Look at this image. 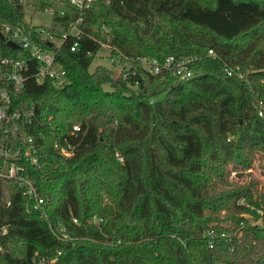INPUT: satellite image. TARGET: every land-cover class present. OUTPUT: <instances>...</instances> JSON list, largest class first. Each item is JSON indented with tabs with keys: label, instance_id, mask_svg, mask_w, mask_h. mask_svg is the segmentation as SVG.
Instances as JSON below:
<instances>
[{
	"label": "trees",
	"instance_id": "1",
	"mask_svg": "<svg viewBox=\"0 0 264 264\" xmlns=\"http://www.w3.org/2000/svg\"><path fill=\"white\" fill-rule=\"evenodd\" d=\"M26 6L62 28L81 17V37L57 49L61 87L0 40L4 55L32 61L13 101L36 105L17 142L39 149L44 198L29 209L18 182L0 178L2 263L264 264V181L246 180L264 160V0H95L83 12L68 0H0V19L35 29ZM102 43L123 63L118 76L91 70ZM143 57L173 61L153 74ZM181 62L191 77L180 78ZM74 123L83 130L72 134Z\"/></svg>",
	"mask_w": 264,
	"mask_h": 264
},
{
	"label": "built area",
	"instance_id": "2",
	"mask_svg": "<svg viewBox=\"0 0 264 264\" xmlns=\"http://www.w3.org/2000/svg\"><path fill=\"white\" fill-rule=\"evenodd\" d=\"M95 0H68V2L76 7L80 12L89 8ZM79 17L69 26L62 28L60 33L48 31L37 26L27 27L25 24L13 23L8 17L0 19V31L5 35L6 40H12L28 51L35 62L34 76L39 82L50 80L56 87H61L67 83L68 79L63 65L57 60V49L62 42L70 36L75 38V42L71 46L72 50L79 47L78 40L81 37ZM40 33L39 37L46 41L54 43L53 47L46 48L36 39V34ZM59 38V42L55 38ZM102 48L109 50V58L112 64L115 62V57L110 55V46L107 43H102ZM213 54V51H210ZM117 60V59H116ZM173 58H168L165 63H161L156 58L143 57L141 62L143 66L151 73L157 74L164 66H169ZM32 61L27 59H17L11 56L4 55L0 45V133L11 137L12 141L0 143V178L6 180H15L18 182V187L23 190V193L29 197L31 204L29 209H41L44 203V198L41 196L32 174V169L40 167L39 149L30 137L27 144H19V132L21 125L24 123H32L36 119L35 104L25 110L15 108L13 98L20 94L26 80L31 73ZM178 74L181 79L192 76V72L182 65L178 64ZM263 115V112H260ZM83 130L81 123L72 125L71 133L77 134ZM57 149L64 156H72L75 153V144L68 142L67 145H62L57 142ZM120 160L122 158L117 154ZM77 222V219H74ZM9 232L8 225L0 226V264L1 256L4 253L2 238ZM61 237L66 239L68 234L63 230Z\"/></svg>",
	"mask_w": 264,
	"mask_h": 264
},
{
	"label": "rangeland",
	"instance_id": "3",
	"mask_svg": "<svg viewBox=\"0 0 264 264\" xmlns=\"http://www.w3.org/2000/svg\"><path fill=\"white\" fill-rule=\"evenodd\" d=\"M25 20L28 23H31L33 25L39 26L41 28H44L48 31H52L55 33H60L62 30V26L55 25L53 22V16L50 11H40L37 10L31 6L25 7ZM55 40L59 42V38L56 37ZM105 65L109 68H111L116 76H118L122 69H123V63L120 62L118 59H115L114 64L111 63L109 58V50L102 48L96 59L94 60L91 70H94L97 65ZM249 174L246 176V180H249V178H255L258 179L260 182L264 181V160L258 159L253 168L249 170ZM234 176V175H233ZM234 182L240 183L243 180H241L240 177H234Z\"/></svg>",
	"mask_w": 264,
	"mask_h": 264
},
{
	"label": "water",
	"instance_id": "4",
	"mask_svg": "<svg viewBox=\"0 0 264 264\" xmlns=\"http://www.w3.org/2000/svg\"><path fill=\"white\" fill-rule=\"evenodd\" d=\"M0 40L6 42V44H7L8 46H10V47H13V48H19V45H18L17 43H15L14 41H12V40H6L5 35H4L1 31H0ZM47 45H48L49 47H53V46H54V43L51 42V41H48V42H47Z\"/></svg>",
	"mask_w": 264,
	"mask_h": 264
}]
</instances>
